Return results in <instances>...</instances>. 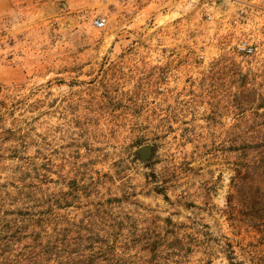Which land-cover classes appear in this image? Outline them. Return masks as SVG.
Listing matches in <instances>:
<instances>
[{"label": "rangeland", "instance_id": "obj_1", "mask_svg": "<svg viewBox=\"0 0 264 264\" xmlns=\"http://www.w3.org/2000/svg\"><path fill=\"white\" fill-rule=\"evenodd\" d=\"M134 1L0 0V264H264V0Z\"/></svg>", "mask_w": 264, "mask_h": 264}, {"label": "crops", "instance_id": "obj_2", "mask_svg": "<svg viewBox=\"0 0 264 264\" xmlns=\"http://www.w3.org/2000/svg\"><path fill=\"white\" fill-rule=\"evenodd\" d=\"M148 1V0H147ZM164 0H149L147 3V7H154V9H156L158 7V4H161ZM100 2H102L103 4H105L107 7H109L110 5H114L115 7L124 9L125 7L129 6V5H133L136 8V15L140 16L142 15L143 10L145 9L146 6L143 5L144 1H134V0H100ZM131 2H133L131 4ZM162 14L157 12H153V17H154V22L153 24H161L162 22L160 21L161 19H163V23H166V19L170 14H166L164 13L163 16H161ZM231 14H227V12H221V11H217L214 12L211 15V19H210V23L206 24L205 21H200V18L198 17V13L197 12H183V13H179L178 16H176L175 19H178L177 23H181L184 22L185 20H190L191 22L195 23L196 27H199L197 29V31H201L203 30L204 26L206 28L205 33H210L211 37L214 35L215 42L219 44L220 41V37L225 34L226 32H230V31H234L236 28H231ZM158 19V20H157ZM177 21V20H176ZM158 30L157 26H153L152 28H148V31H154V30ZM180 33H177V35H179ZM219 40V41H218ZM217 46V44H216ZM219 51V49H218ZM154 65L158 64L161 65V62H153Z\"/></svg>", "mask_w": 264, "mask_h": 264}, {"label": "built area", "instance_id": "obj_3", "mask_svg": "<svg viewBox=\"0 0 264 264\" xmlns=\"http://www.w3.org/2000/svg\"><path fill=\"white\" fill-rule=\"evenodd\" d=\"M207 19H211V15L210 14H207L206 17ZM94 26L97 27V28H103L106 24V19L103 18V17H99V18H96L94 21ZM229 33L230 32H226L225 34H223L222 36H224V40L222 41V45L225 46V48H227L229 50V54L231 52L232 55L236 57H239L240 59H243V58H248V57H251L253 56L255 53H256V47L249 41L247 40H244V39H239V40H236L235 42H232V41H227V37L229 36ZM226 42V43H225ZM199 60L197 61L198 64H202V63H212V61H209V62H206V60L204 59V55L201 53L199 54L198 56ZM233 58V59H235ZM217 61H219L217 59ZM160 72V71H159ZM155 81L157 82L156 85H155V94H157V96H159L160 94H162L164 91L166 92V88H165V84L166 82H169L171 83L172 82V79L170 76H167L165 74L155 78ZM214 87H216L214 85ZM230 118H228L229 120Z\"/></svg>", "mask_w": 264, "mask_h": 264}, {"label": "water", "instance_id": "obj_4", "mask_svg": "<svg viewBox=\"0 0 264 264\" xmlns=\"http://www.w3.org/2000/svg\"><path fill=\"white\" fill-rule=\"evenodd\" d=\"M136 153L141 159H147L152 153V147L149 145H143L137 148Z\"/></svg>", "mask_w": 264, "mask_h": 264}, {"label": "trees", "instance_id": "obj_5", "mask_svg": "<svg viewBox=\"0 0 264 264\" xmlns=\"http://www.w3.org/2000/svg\"><path fill=\"white\" fill-rule=\"evenodd\" d=\"M250 170H252L254 173H258V170L260 168H263L264 169V162H255L253 164H251V166L249 167Z\"/></svg>", "mask_w": 264, "mask_h": 264}]
</instances>
